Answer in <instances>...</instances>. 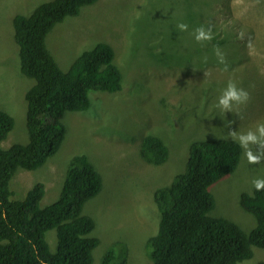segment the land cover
<instances>
[{
    "label": "rangeland",
    "instance_id": "1",
    "mask_svg": "<svg viewBox=\"0 0 264 264\" xmlns=\"http://www.w3.org/2000/svg\"><path fill=\"white\" fill-rule=\"evenodd\" d=\"M46 1L0 0V109L13 118L0 142L4 148L28 141L25 92L34 82L20 72L12 19L29 15ZM180 3L186 9L183 14L175 12ZM213 15L218 34H211L218 47L204 46L211 40L198 41L194 34L198 28L209 29ZM100 41L113 48L122 88L91 91L87 110L64 111L60 146L37 168L15 172L11 197L23 199L41 182L45 189L40 205L52 203L73 156L85 154L102 176L101 190L82 210L94 220L92 235L99 239L92 264H101L109 247L113 262L124 258L126 264H151L146 242L159 223L154 191L184 172L194 141L232 139L240 144L239 137L251 131L257 141H249L248 149L260 157L259 163H249L240 144L236 168L210 186L214 208L209 213L249 232L255 216L242 208L239 196L252 191L254 180H264V136L257 130L264 124V0H96L56 23L45 37L64 71ZM229 82L248 98L230 101V108H224L219 100ZM146 134L165 142L168 156L163 164L142 159L140 144ZM46 240L55 251V229L46 232ZM252 250L253 256L239 264L264 260V248Z\"/></svg>",
    "mask_w": 264,
    "mask_h": 264
},
{
    "label": "trees",
    "instance_id": "2",
    "mask_svg": "<svg viewBox=\"0 0 264 264\" xmlns=\"http://www.w3.org/2000/svg\"><path fill=\"white\" fill-rule=\"evenodd\" d=\"M95 1L49 0L29 15L18 14L12 19L20 72L34 82L25 92L27 143L0 146V264L93 262L92 251L99 239L92 235L94 220L82 210L101 190L102 176L85 154L73 156L58 198L46 206L40 205L43 183L33 184L23 199H13L10 181L18 169H35L58 149L65 132L61 122L64 111L87 110L91 91L122 88V74L108 43L100 41L83 50L66 71L46 47V34L56 23ZM175 12L185 13L184 4ZM181 14L174 15V20ZM213 17H209V29L203 30L218 34ZM224 36L228 40L229 35ZM218 45L217 37H212L204 46ZM12 125V116L0 109V142ZM241 151L232 139H202L190 145L184 172L153 194L159 223L157 232L146 242L151 264H239L253 256L252 246L264 248V190L254 187L239 196L242 208L255 216L256 224L249 232L224 216L209 214L214 208L210 186L236 168ZM140 155L145 162L160 165L168 148L161 138L146 134ZM50 229L56 231L55 251L46 240ZM113 259V248L109 247L101 264H126L124 258L118 262ZM254 264H264V260Z\"/></svg>",
    "mask_w": 264,
    "mask_h": 264
},
{
    "label": "clouds",
    "instance_id": "3",
    "mask_svg": "<svg viewBox=\"0 0 264 264\" xmlns=\"http://www.w3.org/2000/svg\"><path fill=\"white\" fill-rule=\"evenodd\" d=\"M181 29H186L187 25L180 24L178 25ZM212 34L211 32H205L203 28H199L196 30V40H211ZM222 62V61H221ZM248 98V93L243 89H238L233 82H229L227 85V90L224 92L223 96L219 100V104L224 108H230V101L242 102L246 101ZM257 130L259 131L261 136H264V124H258ZM233 137L236 136V133H230ZM241 146L245 149V155L249 163L257 164L259 163L260 157L258 155H253L251 149H248V142H256L257 137L252 134L251 131L248 132L247 135H241L239 137ZM262 145H264V141H260ZM22 169V168H21ZM254 187L257 191L264 190V180L257 179L253 181Z\"/></svg>",
    "mask_w": 264,
    "mask_h": 264
}]
</instances>
